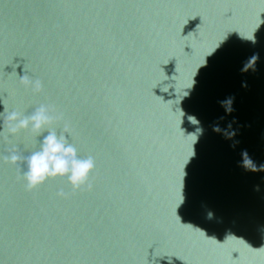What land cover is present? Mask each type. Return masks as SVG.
<instances>
[{"label":"water","instance_id":"water-1","mask_svg":"<svg viewBox=\"0 0 264 264\" xmlns=\"http://www.w3.org/2000/svg\"><path fill=\"white\" fill-rule=\"evenodd\" d=\"M41 104L92 187L29 190L5 129L0 264H264V0H0V112Z\"/></svg>","mask_w":264,"mask_h":264},{"label":"clouds","instance_id":"clouds-1","mask_svg":"<svg viewBox=\"0 0 264 264\" xmlns=\"http://www.w3.org/2000/svg\"><path fill=\"white\" fill-rule=\"evenodd\" d=\"M191 34L192 33H189L188 35ZM253 42H255V40ZM258 58V54L253 55L249 61L245 63L241 71H247L253 66V62H256ZM21 78L30 84L34 90H43V83L41 81H31L25 76ZM244 86L247 87L246 84ZM220 103L221 105L226 106L227 111H232V97H228L225 100L220 101ZM55 119L56 116L53 114L52 109L47 104H41L35 108L31 114H23L18 111H12L11 113H8L7 109L5 108L3 112H0V121L3 122L2 125H0V127H2V130H0V135L4 133L5 129L10 135H15L20 132H31L37 134L39 137V148L38 150L31 152V154L28 156H21L19 153L13 151L4 159L11 164L18 165L22 168V175L25 180L26 187L29 190L39 188L43 184L47 183L50 179H66L73 190H80L84 188L90 189L92 187L90 184V179L96 169L95 159L91 156H88L87 158L80 157L76 146L71 143L64 134H57V132L52 127ZM189 119L191 121L193 119L196 120L195 117H189ZM221 119H223V117H221ZM228 127L231 128V124H229ZM213 130L220 132L221 128L218 125H214ZM203 131V128L198 127L194 134L198 137L203 134ZM45 132L47 133L46 135L43 134ZM225 134L235 135L234 132H226ZM243 155L244 165L248 168H251L253 171H256L257 168L248 158L246 151L243 153ZM21 161L24 163L21 164ZM249 165H251V167H249ZM260 170H264V165L260 166ZM257 190H259V187H257ZM63 194L64 193H61V195ZM207 215L209 219H212L214 214L209 211ZM208 238L215 239L213 237ZM226 241L227 239L223 243H226ZM217 242L221 243L218 240ZM233 258L239 259V255L237 257L233 256Z\"/></svg>","mask_w":264,"mask_h":264}]
</instances>
